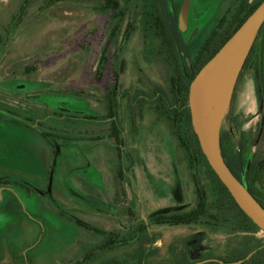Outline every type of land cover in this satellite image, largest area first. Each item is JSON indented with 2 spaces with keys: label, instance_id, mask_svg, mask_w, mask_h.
Instances as JSON below:
<instances>
[{
  "label": "rangeland",
  "instance_id": "374dc122",
  "mask_svg": "<svg viewBox=\"0 0 264 264\" xmlns=\"http://www.w3.org/2000/svg\"><path fill=\"white\" fill-rule=\"evenodd\" d=\"M230 2L192 0L186 30L192 55ZM94 4L0 0V264L130 260L136 243L103 247L112 232L123 240L143 224L157 238L148 247L160 248L150 263L172 261L181 251L191 260L228 253L241 234L151 221L197 202L165 123L146 106L126 108L123 97L127 89L150 91L168 71L144 59L139 30L108 46L106 16ZM105 47L109 58L102 59ZM258 74L257 61L241 74L220 129L240 133L248 162L264 148ZM109 93L118 103V136L107 117Z\"/></svg>",
  "mask_w": 264,
  "mask_h": 264
},
{
  "label": "trees",
  "instance_id": "16d2710c",
  "mask_svg": "<svg viewBox=\"0 0 264 264\" xmlns=\"http://www.w3.org/2000/svg\"><path fill=\"white\" fill-rule=\"evenodd\" d=\"M63 1L67 0H47L49 6ZM262 1L231 0L198 52L192 55L186 31H182L179 25L181 5L177 1L95 0L94 9L106 16L108 46H121L132 30H139L144 41V59L147 62H162L168 71L166 79L152 84L150 91L143 89L131 92L127 89L123 97L127 101L126 108L137 111L146 106L165 123L176 141L179 159L195 183L197 202L190 210L157 214L151 221L169 225L206 224L214 230L225 228L233 234L242 235L237 244L223 255L209 253L198 260H191L185 251H181L179 255L174 254L172 261L150 263V258L157 255L160 248L151 250L148 247L157 238L152 237L147 225L143 224L141 229L128 231L129 236L123 240H119L120 236L112 232L111 240L103 248H113L124 241L136 243L137 247L130 260L116 259L105 264H264V236L258 235L263 230L239 206L210 165L194 131L189 106V88L196 74ZM107 51L105 47L102 59L109 58ZM114 54L110 56L111 60L117 57L118 52ZM254 61H257L259 69L257 83L264 92V23L246 56L240 76ZM109 94L107 117L112 122L111 133L118 136L122 132L117 123L118 103L112 97L114 95ZM240 137L237 130L223 128L220 135L222 155L241 181L247 175L248 190L264 206V148L258 147L248 162ZM95 230L102 232L101 229Z\"/></svg>",
  "mask_w": 264,
  "mask_h": 264
},
{
  "label": "water",
  "instance_id": "95a60500",
  "mask_svg": "<svg viewBox=\"0 0 264 264\" xmlns=\"http://www.w3.org/2000/svg\"><path fill=\"white\" fill-rule=\"evenodd\" d=\"M191 3L192 0H183L180 7L179 25L182 31L188 29ZM263 23L264 0L196 74L189 88V106L194 131L199 138L201 148L210 165L231 192L239 206L264 231V206L248 190L247 175L241 181L232 172L222 155L220 144L222 120L230 105L236 83L241 73V67ZM231 65H237L238 69L229 84L225 100L222 106L210 117L208 125L204 126L198 107L200 88L206 78L214 71L219 68H228Z\"/></svg>",
  "mask_w": 264,
  "mask_h": 264
},
{
  "label": "bare ground",
  "instance_id": "6f19581e",
  "mask_svg": "<svg viewBox=\"0 0 264 264\" xmlns=\"http://www.w3.org/2000/svg\"><path fill=\"white\" fill-rule=\"evenodd\" d=\"M237 69V65L219 68L210 74L202 84L198 94V107L203 124L222 106L229 84Z\"/></svg>",
  "mask_w": 264,
  "mask_h": 264
}]
</instances>
